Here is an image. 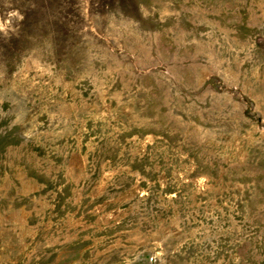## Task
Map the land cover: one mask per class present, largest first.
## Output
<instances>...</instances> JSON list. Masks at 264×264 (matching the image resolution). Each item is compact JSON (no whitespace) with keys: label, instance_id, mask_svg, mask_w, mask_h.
<instances>
[{"label":"rangeland","instance_id":"obj_1","mask_svg":"<svg viewBox=\"0 0 264 264\" xmlns=\"http://www.w3.org/2000/svg\"><path fill=\"white\" fill-rule=\"evenodd\" d=\"M0 264H264V0H0Z\"/></svg>","mask_w":264,"mask_h":264}]
</instances>
